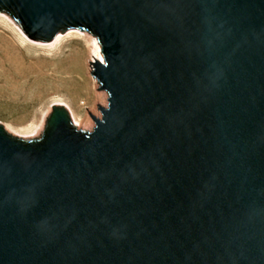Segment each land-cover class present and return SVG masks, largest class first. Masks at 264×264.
Segmentation results:
<instances>
[{
    "label": "water",
    "instance_id": "obj_1",
    "mask_svg": "<svg viewBox=\"0 0 264 264\" xmlns=\"http://www.w3.org/2000/svg\"><path fill=\"white\" fill-rule=\"evenodd\" d=\"M95 33L82 132L0 126V264H264V0H0Z\"/></svg>",
    "mask_w": 264,
    "mask_h": 264
},
{
    "label": "rangeland",
    "instance_id": "obj_2",
    "mask_svg": "<svg viewBox=\"0 0 264 264\" xmlns=\"http://www.w3.org/2000/svg\"><path fill=\"white\" fill-rule=\"evenodd\" d=\"M93 44L99 45L97 52ZM97 53L104 55L98 36L89 30L64 26L51 40H41L0 10V126L34 141L44 135L53 109L63 106L77 130L91 132L96 121L90 112L102 117L98 103L108 104V91L98 89L101 83L90 63ZM104 93L106 104L99 101Z\"/></svg>",
    "mask_w": 264,
    "mask_h": 264
},
{
    "label": "bare ground",
    "instance_id": "obj_3",
    "mask_svg": "<svg viewBox=\"0 0 264 264\" xmlns=\"http://www.w3.org/2000/svg\"><path fill=\"white\" fill-rule=\"evenodd\" d=\"M97 44V43H96ZM93 46H94V44H93ZM96 46H99V45H95L94 46V48H92V49H95V52H97L98 50L96 49L97 47ZM97 57L98 58H100L101 60H104V58H103V55H101V54H98L97 53ZM107 93V92H106ZM106 93H104V94H102L101 96H100V98H99V101L101 102V103H103V104H106V96H107V94Z\"/></svg>",
    "mask_w": 264,
    "mask_h": 264
},
{
    "label": "trees",
    "instance_id": "obj_4",
    "mask_svg": "<svg viewBox=\"0 0 264 264\" xmlns=\"http://www.w3.org/2000/svg\"><path fill=\"white\" fill-rule=\"evenodd\" d=\"M5 11L9 12L11 15H13L15 18L20 19L16 13V11H14L11 8H5Z\"/></svg>",
    "mask_w": 264,
    "mask_h": 264
}]
</instances>
